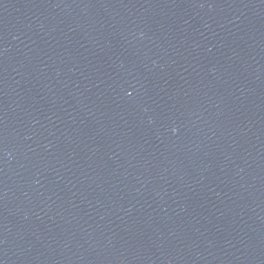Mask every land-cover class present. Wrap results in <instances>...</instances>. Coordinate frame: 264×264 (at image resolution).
<instances>
[{
    "label": "water",
    "instance_id": "water-1",
    "mask_svg": "<svg viewBox=\"0 0 264 264\" xmlns=\"http://www.w3.org/2000/svg\"><path fill=\"white\" fill-rule=\"evenodd\" d=\"M0 264H264V0H0Z\"/></svg>",
    "mask_w": 264,
    "mask_h": 264
}]
</instances>
